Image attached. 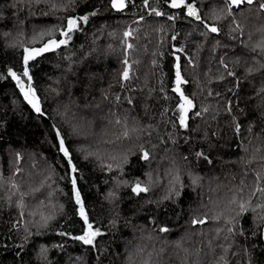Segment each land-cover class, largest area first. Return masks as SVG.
Returning a JSON list of instances; mask_svg holds the SVG:
<instances>
[{"label": "trees", "instance_id": "16d2710c", "mask_svg": "<svg viewBox=\"0 0 264 264\" xmlns=\"http://www.w3.org/2000/svg\"><path fill=\"white\" fill-rule=\"evenodd\" d=\"M191 2L217 33L166 0H149L147 7L133 0L120 11L109 0H0V264H40V245L50 264H264V241L251 235L253 213L240 221L244 236L218 231L224 217L215 219L234 192L264 175V55L242 43L249 32L264 30V9L254 0L217 20L223 0ZM85 15L67 45L29 61L40 115L7 70L19 74L23 47L42 45L32 42L34 34L53 29L63 38L66 18ZM236 25L243 34L233 31ZM177 62L187 81L181 89L192 100L187 127L176 116ZM54 126L78 168L89 222L103 233L95 246L74 239L86 226ZM136 183L149 190L133 193ZM21 211L29 225L42 223L41 215L54 218L25 243L23 227L13 230Z\"/></svg>", "mask_w": 264, "mask_h": 264}, {"label": "snow or ice", "instance_id": "6c2138e0", "mask_svg": "<svg viewBox=\"0 0 264 264\" xmlns=\"http://www.w3.org/2000/svg\"><path fill=\"white\" fill-rule=\"evenodd\" d=\"M38 2V0H37ZM77 0H68L69 5H74ZM133 0H109L110 6L113 9L118 11L123 10L127 7L128 3H132ZM169 4L170 8L172 9H181L184 8L187 10L186 14L189 17H195L197 21H200L204 27L207 29L209 33H217L219 28L215 24H210L208 20L199 14L197 11L196 5L191 2V0H166ZM224 8L219 10V13H213L215 19H220V14L224 13L225 11L228 12L229 15H232L233 7L240 8L241 5L247 4L252 5L254 0H223ZM259 4L260 9H264V2L261 0H256ZM144 5L147 7L149 5V0H144ZM151 12L154 13L156 16H164L166 15L165 12L159 11L156 8H152ZM96 13L93 12L92 15ZM175 15H169L168 19H175ZM89 17L87 15L75 17L69 16L63 23V26L59 28V36L63 38H56L54 36V30L48 29L46 31H39L38 34H34L32 37V42L42 41V45L40 47H23V56H22V71L18 74L12 68H8L7 76L11 77L12 80L16 81L17 85L19 86L20 92L23 94L24 100L27 101L29 105L35 110L36 113L40 115H44V112L41 109L39 99L36 97L35 89L32 87V76L30 75L29 71V61L34 60L36 57L42 55L45 52L54 50L61 46L67 45L69 40L71 39V34L75 31L81 29L82 23H87ZM143 19V18H141ZM233 31H240L243 34V29L240 28V25H236ZM207 34V33H206ZM125 36H130V32H125ZM51 37L50 39L44 40V37ZM245 47L249 48L253 52H257V55H264V30L257 29L255 32H249L245 39L242 41ZM15 46V45H13ZM23 46V45H21ZM131 47V45H129ZM177 51H181V49H177ZM177 61H179L180 57H176ZM124 79H128V72L124 71L123 73ZM0 78H4L2 74H0ZM26 78V81L25 79ZM27 82V87L25 84ZM187 83L186 80L183 79L180 70V64L177 62L176 64V72H175V84L176 86L173 88V92L179 94V111L176 113L178 124L182 127H187V114L188 111L192 107V100L189 99L187 96L184 95V92L181 89V85ZM206 111V109H205ZM195 115L199 116L200 113L197 112ZM116 123H120L119 120ZM125 129L128 127V122H124ZM175 126V125H174ZM55 134L58 141L57 150L59 153L62 154L63 158L66 159L67 164L69 165V171L66 173L67 178L70 181L72 186V191L74 193L75 203L79 205V214L83 219L84 225L86 226L84 232L80 236L74 237V239L82 241L85 245H92L95 246V238L97 236L102 235L103 233L100 231L99 228H94L93 223L89 222V218L85 213L83 202L81 200L80 191L77 188V180H78V168L75 164H73L72 154L69 151L68 146L65 143V134L59 128H55ZM138 129L136 127L132 128L133 132H136ZM236 131L239 132V125H237ZM73 133L78 134L76 128H73ZM123 135L125 137L128 136V131H124ZM93 155V153H88L85 156V159L88 156ZM202 155V153H198V156ZM143 158L148 159L149 154L148 152L143 153ZM109 169H111V165H108ZM10 179V178H9ZM176 180L179 179L177 176ZM195 182V181H194ZM127 183V182H125ZM12 187H15L13 184ZM245 188H248V192L245 193ZM38 190V189H36ZM132 192L139 195L141 192H147L149 189L146 187H141L140 183H136L134 187H132ZM169 190L170 192L175 191L178 195V190H175L174 180H170L169 182ZM259 193V196L257 194ZM111 195V194H110ZM23 194H21V197ZM168 198V197H166ZM255 199V203L253 202ZM9 202H11V196L8 197ZM235 207H232V206ZM20 208H23V200L21 198L20 203L17 205ZM63 206L61 205V208ZM253 213V225L255 226V231L251 233L253 237H258L259 240L264 241V175L261 173H256L254 176L253 184L251 186L244 185L240 187L236 192L233 193L232 197L228 201V204L225 206V209L221 211L215 219L219 220L221 217H224V224L225 229H219L218 231L226 230L227 233L232 235H245V230L241 226V219L242 217L248 213ZM24 216V212H20V219L17 220L13 224V230L19 231L21 227H23V231L25 235L22 237L25 243L29 241V239L33 235H40L41 232L39 229H46L48 227V223L51 219L54 218L53 215L43 216L41 215L42 223L37 222L35 225H29L27 223H22ZM203 219L201 220H193V223H204ZM32 227H37V232L33 233ZM160 231H168L167 228H161ZM60 235H66V233H60ZM227 239V237H225ZM19 250L17 251V255L19 256L21 252L24 250V245H17L16 246ZM59 247V246H58ZM227 251V249H225ZM247 252V249H245ZM48 248L46 245H40L39 250L37 252V260L40 264H50L48 261ZM235 254V253H234ZM223 259V257H221ZM249 264L251 262L249 261Z\"/></svg>", "mask_w": 264, "mask_h": 264}]
</instances>
